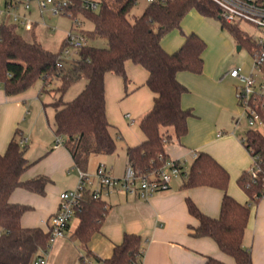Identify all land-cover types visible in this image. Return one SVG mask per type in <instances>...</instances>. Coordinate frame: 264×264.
Wrapping results in <instances>:
<instances>
[{
  "label": "trees",
  "instance_id": "1",
  "mask_svg": "<svg viewBox=\"0 0 264 264\" xmlns=\"http://www.w3.org/2000/svg\"><path fill=\"white\" fill-rule=\"evenodd\" d=\"M98 12H85L93 23L87 32L88 40L104 39L106 47L93 44L76 51L74 63L59 67V54L44 49L37 42L26 41L17 25H0V86L7 96H18L41 82V92L49 91L53 82L61 84L53 91L59 98L53 104L55 133L65 139L76 166L85 170L92 154L111 155L117 152V143L111 133L106 114L105 75L113 73L127 83L125 64L132 61L149 72L147 85L156 94L154 105L140 121L146 140L127 150L129 164L138 175L150 174L160 169L168 160L166 147L188 133V119L192 109L182 107L181 100L188 89L177 79L180 72L201 74L206 42L197 34L184 35L183 45L169 53L162 39L171 31L181 29V24L191 10L205 17L217 18L222 27L230 31L241 48L250 51L253 43L237 25L225 23L220 8L211 0H168L165 4L151 3L134 21L130 14L135 0H101ZM86 79V88L72 101L63 102V95L80 79ZM15 137L4 154H0V264H31L44 256L50 246V233L41 228H25L21 220L31 208L10 202L11 194L18 188L44 195L51 181L47 176L23 180V174L33 165L25 156L26 146ZM244 145L252 156L259 157L260 172L253 181L249 170L241 174L239 186L246 192L249 202H238L228 193V172L206 153L198 154L183 182V188L212 187L223 191L218 217L204 214L187 198L191 216L198 220L190 226V236L211 238L219 249L234 258L235 264H253L250 250L243 246V238L251 215V205L264 195V135L250 129L243 137ZM108 212L107 202L94 199L86 190L76 217L79 224L72 238L90 254L88 245L102 229ZM145 247L138 234L125 233L105 264H143ZM205 264H227L208 256Z\"/></svg>",
  "mask_w": 264,
  "mask_h": 264
},
{
  "label": "crops",
  "instance_id": "2",
  "mask_svg": "<svg viewBox=\"0 0 264 264\" xmlns=\"http://www.w3.org/2000/svg\"><path fill=\"white\" fill-rule=\"evenodd\" d=\"M182 24L181 29L171 31L162 39L165 51L172 53L183 45ZM205 56L206 50L201 74L180 72L177 75L179 82L188 89L182 97V107L192 109L193 116L188 119L187 135L168 144L166 153L168 160L191 161V165L196 159L194 153L210 155L230 176L228 193L245 204L250 200L239 186L238 179L252 167L253 157L243 144V137L237 135L228 119L238 111L239 103L233 90L237 79L230 75V71L222 75L213 70ZM125 69L127 83L116 74L109 72L105 75L106 114L117 143V152L111 155L92 154L88 162H95L96 168L105 165L117 178L124 176L129 165L128 148L139 146L146 140L140 121L151 110L156 97L147 85L149 72L144 67L127 61ZM86 85V79L78 80L63 95V102L74 100ZM43 94L46 98L39 103ZM57 98L48 91L39 93L35 88L18 96H7L0 86V154L6 152L17 134L19 142L26 140L23 144L26 146L25 156L33 163L22 179L47 176L51 180L44 195L18 188L11 194L10 202L31 208L21 220L23 227L41 228L45 232L49 230V219L59 210V195L74 190L79 183L80 168L69 150L65 145L56 147V109L53 104ZM30 124L38 126L42 135L39 142L41 158L34 159L28 154L36 146L34 131L28 129ZM89 168L87 165L84 171L90 172ZM184 179L186 177L180 183H171L168 190L155 194L147 201L120 192L104 196L102 199L107 202L108 212L101 231L93 236L88 245L90 254L87 255L79 242L72 238L79 224L76 217V223H70L66 236L52 244L46 254L47 264L104 261L111 257L125 233L138 234L143 238V264H205L208 256L235 264L234 258L223 253L213 239L194 238L189 233V227L197 226L199 222L190 215L187 198L204 214L216 218L220 214L223 191L206 186L185 189ZM243 246L250 250L253 264H264V195L251 205Z\"/></svg>",
  "mask_w": 264,
  "mask_h": 264
},
{
  "label": "built area",
  "instance_id": "3",
  "mask_svg": "<svg viewBox=\"0 0 264 264\" xmlns=\"http://www.w3.org/2000/svg\"><path fill=\"white\" fill-rule=\"evenodd\" d=\"M146 1L149 4H165L168 0ZM211 1L220 8V17L225 23L238 26L241 22H247L260 31L258 38L247 37L253 43L249 73H244L241 68L230 71V75L240 83L239 89H236L237 101L250 127L257 129L258 126H264V0ZM136 3L137 0H135ZM99 5L100 2L93 0H2L0 1V25L14 24L26 31H34L39 24L33 17L34 10L42 19L45 16L71 18L74 28L67 34L57 63L59 67H62L72 53L75 54L77 50L89 44L88 31L83 27L84 13L98 12ZM255 72L260 76L258 77ZM244 141L245 139L242 138L243 144ZM64 142L63 137L57 136L56 147L63 146ZM24 143L26 140L20 141L21 145ZM193 156L197 158L198 154L194 153ZM252 157L253 165L249 169V175L255 181L261 169L259 157ZM78 173L79 183L76 189L64 191L59 195V210L49 219L48 232L51 236V246L55 241L66 236L70 222L76 218L77 210L81 207L86 190H91L94 199H102L114 192H120L147 201L155 194L168 190L174 179L185 178L188 175L185 161L180 160H167L160 169L144 175H138L129 164L121 178L112 176L103 164L99 165L94 176L81 169H78ZM31 264H47L46 255L34 258ZM92 264L105 263L97 261Z\"/></svg>",
  "mask_w": 264,
  "mask_h": 264
},
{
  "label": "rangeland",
  "instance_id": "4",
  "mask_svg": "<svg viewBox=\"0 0 264 264\" xmlns=\"http://www.w3.org/2000/svg\"><path fill=\"white\" fill-rule=\"evenodd\" d=\"M96 2H101V0H93ZM146 0H137V3L132 9L130 14V20L134 21L136 18L140 17L145 8L148 6ZM101 8V3L99 9ZM33 17L39 22L34 31H26L22 28L18 30V33L26 40L30 42L39 43L44 49L52 52L53 54L61 53L63 49L64 41L67 37L68 32L72 31L74 28V23L69 17H56V16H45L44 19L35 12ZM45 22V24H43ZM84 29L87 31L93 30L94 26L91 21L83 17ZM239 29L244 33L246 37L258 38L260 36V31H258L253 25L247 22H241L238 25ZM182 30L186 33H195L202 36L203 40L207 44L206 49V60L210 67L214 70H217L220 74H225L226 72L231 71L233 68H241L244 73H249L251 65V51L243 47L238 51V42L230 31L222 27V22L217 18L205 17L199 15L194 10H191L186 17L184 18L182 24ZM180 33V32H179ZM90 44H93L98 47H106L107 42L104 39H93L89 40ZM76 54L72 53L66 60L67 66H70L74 63ZM257 76L260 75L255 72ZM61 83L59 81L53 82L52 86L49 87V93L53 94V97L59 95L53 90L56 89ZM239 81L236 80L233 83V90L236 97V89H239ZM37 92H41V82L37 83L34 87ZM46 98V95L43 94L42 98L38 101L39 103ZM58 99V98H57ZM237 100V98H236ZM238 104V102H237ZM238 106V111L232 116H229V123L233 130H236V133L239 137H244L246 132L253 127H250L248 124V119L244 115L241 106ZM225 121V120H224ZM30 131H34V137L36 138V146L33 147L32 153L30 156H33L34 159L41 158V147L39 145L40 139L42 138L41 133L39 132L38 126L34 124L28 125ZM257 129L264 135V126H258ZM28 150V148H27ZM31 152V151H30ZM90 166L88 174L94 176L96 173L95 162L88 163ZM186 172L188 173L191 168V161H186ZM96 168V169H95ZM94 170V172H93ZM183 181V178L174 179L171 183H180ZM77 187V186H76ZM76 189V188H75ZM73 223H76L75 218L72 220ZM71 221V222H72ZM70 222V223H71ZM46 255V254H45ZM47 257V255H46Z\"/></svg>",
  "mask_w": 264,
  "mask_h": 264
},
{
  "label": "water",
  "instance_id": "5",
  "mask_svg": "<svg viewBox=\"0 0 264 264\" xmlns=\"http://www.w3.org/2000/svg\"><path fill=\"white\" fill-rule=\"evenodd\" d=\"M240 50H241V46L239 45V46H238V51H240Z\"/></svg>",
  "mask_w": 264,
  "mask_h": 264
}]
</instances>
